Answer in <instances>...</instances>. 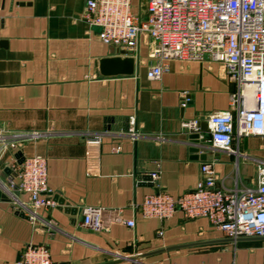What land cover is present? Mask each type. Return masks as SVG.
<instances>
[{"label":"crops","instance_id":"obj_1","mask_svg":"<svg viewBox=\"0 0 264 264\" xmlns=\"http://www.w3.org/2000/svg\"><path fill=\"white\" fill-rule=\"evenodd\" d=\"M85 2L0 0V128L29 134L2 161L7 166L46 156L50 194L76 208L71 215L59 203L34 211L0 200V264H15L30 243L46 244L60 264H97L225 237L206 218L188 219L179 211L164 220L142 217L136 207L157 186L138 176L159 170L157 185L177 197L196 184L208 162L218 186L253 190L257 165L264 163L261 135L234 137L225 150L212 145L209 130L200 131L198 150L191 151L181 121L207 123L208 114L229 109L237 89L221 63L208 55L171 59L160 79L150 80L142 44L126 55L135 58L133 74L104 76L98 60L125 55L83 20ZM182 92L189 97L185 106ZM109 117L128 118L129 130L106 129ZM95 134L101 135L99 158L90 165L85 139ZM95 166L98 172H90ZM87 206L99 208L102 230L83 226ZM121 264H264V239L174 249Z\"/></svg>","mask_w":264,"mask_h":264},{"label":"built area","instance_id":"obj_2","mask_svg":"<svg viewBox=\"0 0 264 264\" xmlns=\"http://www.w3.org/2000/svg\"><path fill=\"white\" fill-rule=\"evenodd\" d=\"M82 18L98 29L97 37L103 43L122 55L135 54L142 44L147 45L151 63L146 76L150 80L160 79L171 59L208 55L221 63L237 89L230 95L229 109L207 116L212 145L231 150L234 137L264 136V0H139L138 12L133 11L131 0H86ZM181 96L185 106L189 97L186 92ZM181 127L198 132L199 120H182ZM27 135L0 128V162ZM85 142L91 165L98 161L101 135L89 136ZM7 167L11 172L4 182L0 176V184L7 188L11 201L34 211L58 205L50 194L46 156H25ZM89 170L96 173L98 167ZM149 174L157 188L137 205L142 217L164 220L179 211L188 219L206 218L225 237L264 236V163L257 165L253 190L218 186L208 162L201 164L196 184L177 197L157 185L159 170ZM16 192L27 195V201L20 200ZM125 223L134 225L133 220ZM82 224L102 230L99 208L84 207ZM15 264L60 263L52 259L46 244L30 243Z\"/></svg>","mask_w":264,"mask_h":264},{"label":"water","instance_id":"obj_3","mask_svg":"<svg viewBox=\"0 0 264 264\" xmlns=\"http://www.w3.org/2000/svg\"><path fill=\"white\" fill-rule=\"evenodd\" d=\"M135 67V58L133 56H111L106 58H101L98 60V69L100 74L104 76L110 75H131L134 72ZM108 123L106 125V129L111 130H129V119L128 118H117V117H109L106 119ZM207 123L205 121H199V131L198 132H189L188 138L191 141V151L196 153L199 147V135L200 131H207ZM18 156H22V152L17 154ZM196 155V154H194ZM200 157H203L202 155ZM24 157H22L19 162H22ZM0 167L4 169L5 173L9 174L11 169L0 162ZM138 180L142 181V183H148L149 185H153L151 182V175L150 174H142L138 176ZM1 180L4 182V177H1ZM147 181V182H146ZM19 193L16 192V195ZM54 199L59 203L60 206H63V209L66 213H70L74 215L76 213V208L69 206L68 202H65L63 198L59 196V194H55ZM0 200L10 201L11 198L9 197L8 190L5 186L0 184ZM21 215L26 216L24 212H21ZM28 217V216H26ZM264 239V236H242L237 238L231 237H222V238H215V239H208V240H200L195 242L189 243H182L176 244L171 246H166L162 248H158L155 250L132 254V255H115L112 260H107L104 262H100L97 264H121L124 262H134L140 263L141 259L155 255L158 253H162L165 251H170L174 249L186 248V247H193L199 245H206V244H213V243H226V242H238V241H251V240H261Z\"/></svg>","mask_w":264,"mask_h":264},{"label":"rangeland","instance_id":"obj_4","mask_svg":"<svg viewBox=\"0 0 264 264\" xmlns=\"http://www.w3.org/2000/svg\"><path fill=\"white\" fill-rule=\"evenodd\" d=\"M131 2H132L133 11L138 12L139 11V0H131Z\"/></svg>","mask_w":264,"mask_h":264}]
</instances>
